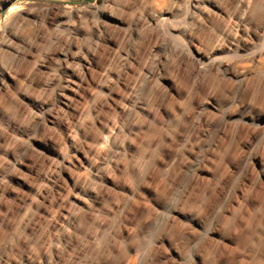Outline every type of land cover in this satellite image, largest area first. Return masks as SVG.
<instances>
[{
  "label": "rangeland",
  "instance_id": "374dc122",
  "mask_svg": "<svg viewBox=\"0 0 264 264\" xmlns=\"http://www.w3.org/2000/svg\"><path fill=\"white\" fill-rule=\"evenodd\" d=\"M4 1L0 264H264V0Z\"/></svg>",
  "mask_w": 264,
  "mask_h": 264
},
{
  "label": "bare ground",
  "instance_id": "6f19581e",
  "mask_svg": "<svg viewBox=\"0 0 264 264\" xmlns=\"http://www.w3.org/2000/svg\"><path fill=\"white\" fill-rule=\"evenodd\" d=\"M9 1L10 0H5L4 2H9ZM103 2H108V5H103L102 8H101V11L99 10L100 11V16L103 19L112 20V21L118 22L119 20L117 19L116 13L114 11V7L116 6V2L113 1V0H103ZM149 2H150V5H151V7L153 9H158L159 8V5L156 3V0H149ZM161 9L162 8H159V10H161ZM164 15H165L164 10H161L160 11V16L163 17ZM256 53H259V52H256ZM88 65H89V63L86 62V65H84L85 69L89 68ZM67 69H69V68L67 67ZM69 74H71V75L68 78L65 79V84L61 88V91H60V94H59L61 98H64V95L68 91H72L71 90V85H74V82L72 81L74 79H71V78L73 77L74 73L70 72Z\"/></svg>",
  "mask_w": 264,
  "mask_h": 264
}]
</instances>
